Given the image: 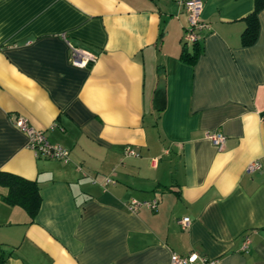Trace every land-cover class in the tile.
<instances>
[{
    "label": "crops",
    "instance_id": "obj_1",
    "mask_svg": "<svg viewBox=\"0 0 264 264\" xmlns=\"http://www.w3.org/2000/svg\"><path fill=\"white\" fill-rule=\"evenodd\" d=\"M202 2L210 27L188 63L174 0H0V170L41 196L32 218L0 185V264H169L172 251L264 264V8L242 45L254 1ZM69 44L95 60L73 64ZM19 115L69 159L35 155Z\"/></svg>",
    "mask_w": 264,
    "mask_h": 264
},
{
    "label": "built area",
    "instance_id": "obj_2",
    "mask_svg": "<svg viewBox=\"0 0 264 264\" xmlns=\"http://www.w3.org/2000/svg\"><path fill=\"white\" fill-rule=\"evenodd\" d=\"M178 4L182 5L187 14L188 24L185 27L183 34V41L185 43L199 42L201 39V33L210 27L209 22L201 17V12L203 9L202 0H174ZM69 59L70 61L78 66H84L89 62H93L96 55L90 50L85 49L80 46L69 44ZM15 127L25 133L27 137V146L34 152L37 156H42L45 158H53L66 162L69 159V151L66 147L58 142H51L45 135L43 129L36 128L32 126L26 117L16 116L12 120ZM205 136L211 141V143L218 149H221L224 145L226 136L223 132L219 130H211L205 133ZM125 154L135 155L136 151L127 146L125 148ZM260 167L258 161H252L248 166L247 170L251 171L255 168ZM114 182L113 178L110 176L104 177V184ZM158 200L154 199H137L131 198L126 202V207L130 211H137L141 206H146L150 209H155L157 207ZM179 223L182 228H186L190 222V218L184 216L180 218ZM249 243V238L245 237L242 249L247 248ZM195 261H199L200 264H217L218 259L211 258L196 251H191L188 253H178L172 251L170 254L169 264H193Z\"/></svg>",
    "mask_w": 264,
    "mask_h": 264
},
{
    "label": "trees",
    "instance_id": "obj_3",
    "mask_svg": "<svg viewBox=\"0 0 264 264\" xmlns=\"http://www.w3.org/2000/svg\"><path fill=\"white\" fill-rule=\"evenodd\" d=\"M253 1V10L245 16L246 25L240 34L242 45L253 43L257 37V13L260 9L264 8V0ZM201 49L199 42L192 43L190 48H187L184 44L179 57L188 63H194ZM261 114L264 115V112ZM0 185L6 188V191L1 194L4 201L23 207L32 218L36 215L41 203V196L36 180L0 170Z\"/></svg>",
    "mask_w": 264,
    "mask_h": 264
},
{
    "label": "water",
    "instance_id": "obj_4",
    "mask_svg": "<svg viewBox=\"0 0 264 264\" xmlns=\"http://www.w3.org/2000/svg\"><path fill=\"white\" fill-rule=\"evenodd\" d=\"M163 92H164L163 82L159 81L158 86H157V90H156V97L158 100L163 99V97H164ZM160 103L158 104L157 107H161Z\"/></svg>",
    "mask_w": 264,
    "mask_h": 264
}]
</instances>
